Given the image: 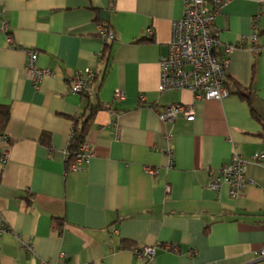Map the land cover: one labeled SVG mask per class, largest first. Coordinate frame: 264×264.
<instances>
[{"label": "crops", "instance_id": "obj_1", "mask_svg": "<svg viewBox=\"0 0 264 264\" xmlns=\"http://www.w3.org/2000/svg\"><path fill=\"white\" fill-rule=\"evenodd\" d=\"M184 7V0H0L13 38L0 34V111L10 110L0 127V154L10 153L0 164L8 227L0 264H264V166L250 161L264 150V14L253 28L264 3L231 0L217 17L220 48L245 45L230 55L231 94L223 100L160 90L159 61ZM101 22L115 32L102 60ZM31 49L56 74L38 88L26 76ZM85 68L95 72L90 89L72 93L71 77ZM118 90L124 99H115ZM171 103L192 105L195 118L163 123L159 110ZM93 106V155L69 170L71 133ZM235 150L249 160L252 182L233 198L227 186L208 183L209 169ZM148 166L158 169L154 176ZM17 234L33 237L35 256ZM144 245L157 246L153 259L134 255Z\"/></svg>", "mask_w": 264, "mask_h": 264}, {"label": "built area", "instance_id": "obj_2", "mask_svg": "<svg viewBox=\"0 0 264 264\" xmlns=\"http://www.w3.org/2000/svg\"><path fill=\"white\" fill-rule=\"evenodd\" d=\"M231 0H184V13L179 19L171 23V39L168 44V53L160 58L161 69V91L189 90L195 99L223 100L231 94L228 87V69L231 63L230 55L238 47L245 45L226 44L220 48V31L216 25L218 15ZM263 2L264 0H256ZM264 14L259 13L253 18V28ZM153 33V29L148 30ZM6 34L9 44L13 43L11 27L5 19V12L0 8V34ZM99 36L105 44L115 40L114 29L99 24ZM249 39L257 41L258 34L253 32ZM104 44V45H105ZM102 52L99 56L101 57ZM26 76L35 87L41 84L46 77L55 76L54 70L41 67L38 63V52L31 49L27 52ZM95 79L92 68L77 70L71 77L70 91L75 94L83 93L90 89ZM123 91L115 92V99H124ZM180 116L187 120L195 118V110L192 105L184 103H171L159 110V117L163 123L176 121ZM119 132V126L116 127ZM73 136L71 133L66 153L69 157V145ZM3 137V136H1ZM9 149L0 154V164L6 165L9 160ZM92 152L90 141L85 140L80 147L76 160L69 164V170L77 171L89 161ZM170 163L172 164L173 152L169 150ZM250 161L264 166V150L252 154ZM249 160L245 159L238 151H234L231 161L218 169H209L210 180L208 187L220 191L224 186L229 189L231 197L236 198L242 189L251 183L247 176V165ZM158 169L148 166L146 173L154 176ZM170 191V188H167ZM8 231L0 213V234ZM117 230H114L116 233ZM17 238L22 247L31 255L35 256L33 237L26 239L21 234ZM157 246L144 245L133 250L136 257L143 260H151L155 257ZM264 256V246L259 252ZM40 264H51L48 260L40 259Z\"/></svg>", "mask_w": 264, "mask_h": 264}, {"label": "trees", "instance_id": "obj_3", "mask_svg": "<svg viewBox=\"0 0 264 264\" xmlns=\"http://www.w3.org/2000/svg\"><path fill=\"white\" fill-rule=\"evenodd\" d=\"M101 25H104L106 27H109L110 25L105 24L103 22L100 23ZM112 43L109 44H105L103 51H102V55H101V60L104 59L105 57L108 56L109 52H110V47H111ZM242 95L244 96V94L242 93ZM99 106H93L91 107V112L90 115L84 120L82 121L80 124L76 123L74 128H73V136L70 140V145H69V157L67 158V163H68V167L69 164L71 162H73L74 160H76V156L80 150V147L82 146V143L87 140V133H88V129L90 126V121L93 118L94 114L96 113V111L98 110ZM0 127L4 126L7 122V120L9 119V115H10V110L9 108H3L0 111ZM256 116V115H255Z\"/></svg>", "mask_w": 264, "mask_h": 264}]
</instances>
